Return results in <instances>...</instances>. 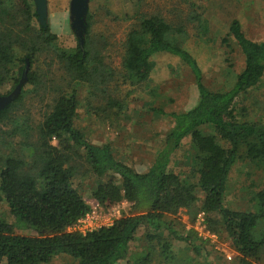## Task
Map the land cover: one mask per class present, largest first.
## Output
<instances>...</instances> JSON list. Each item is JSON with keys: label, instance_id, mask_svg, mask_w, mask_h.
I'll use <instances>...</instances> for the list:
<instances>
[{"label": "trees", "instance_id": "trees-1", "mask_svg": "<svg viewBox=\"0 0 264 264\" xmlns=\"http://www.w3.org/2000/svg\"><path fill=\"white\" fill-rule=\"evenodd\" d=\"M171 32L164 19L151 17L130 33L127 42V73L147 80L152 57L170 54L191 70L199 93L192 108L169 114L172 126L163 146L141 173L120 161L111 144H93L78 128L80 104L75 88L52 98L37 124L21 112L27 97L38 94L43 85L47 74L40 67L46 65L40 64L43 52L52 53L71 84L85 83L98 90V82L104 83L105 74L111 77L112 73L104 71L89 51V35L84 47L64 50L49 23L41 24L34 0H0V96L10 95L25 74L27 78L19 98L0 114V143L8 139L15 143L11 153L0 148V195L14 218L9 223L0 215V264H50L62 256L77 264H119L130 257L131 245L144 227L150 231L149 241H163V232L169 233L161 253L170 262L215 264L207 241L194 230L178 232L166 220L193 208L205 214L212 232L227 238L238 254V264H263L264 234L259 226L264 221V180L250 197L254 206L244 211L229 209L227 195L231 173L240 160L264 179V121L246 117V108H236L242 96L257 89L264 78V40L249 39L240 21L234 20L230 35L243 54L244 68L229 88L213 91L206 86L196 58L172 41ZM208 128L220 142L216 135L204 133ZM188 137L192 138L193 168L186 179L170 166ZM82 166H86L85 176L89 173L100 180L92 194L94 201L105 210L128 202L129 216L87 232L70 230L93 211L75 183ZM21 230L33 235L18 233ZM174 241L186 245L178 259L170 256ZM153 258L151 249H146L133 261L153 264Z\"/></svg>", "mask_w": 264, "mask_h": 264}, {"label": "rangeland", "instance_id": "rangeland-1", "mask_svg": "<svg viewBox=\"0 0 264 264\" xmlns=\"http://www.w3.org/2000/svg\"><path fill=\"white\" fill-rule=\"evenodd\" d=\"M47 1V23L58 36L57 45L64 50L76 49L80 42L72 27L73 0ZM151 17H160L170 24L172 41L179 42L196 58L206 86L213 91L229 88L244 68L243 54L230 35L231 23L239 20L249 39L264 40V0H90L85 21L90 28L85 40L88 35L91 37L89 51L98 59L97 63L102 64L104 71H110L112 76L102 73L106 77L104 83L98 82L101 86L98 90L90 89L85 83L71 84L63 66L56 59L53 60L52 53L43 52L40 64L45 62L46 65L40 67L47 73L43 76V85L38 94L27 97L21 112L24 115L28 113L37 124L52 98L61 93H72L75 88L80 104L76 119L78 128L93 144H111L120 161L138 172H145L161 150L165 135L172 126L169 114L192 108L199 95L191 70L170 54L152 57L150 61L153 68L147 80H139L126 72L124 58L129 35ZM34 23L38 27L36 20ZM51 62L54 63L52 68L47 66ZM9 89L10 86H7L6 91ZM236 108L238 111L246 108V117L264 121V78L257 89L242 96ZM4 129L11 131L10 127L5 126ZM204 133L216 135L211 128L205 129ZM6 141L0 143V148L11 153L15 143L12 139ZM54 144L58 145V142L54 141ZM191 144L192 138L188 137L173 156L170 166L173 173L186 179L193 168ZM85 170L86 166H82L75 183L93 211L70 230L87 232L110 226L129 216L131 205L128 202L105 210L94 201L92 194L100 180L89 173L85 176ZM261 178L253 166L240 160L230 176L227 207L237 211L252 207L250 197L263 187L264 179ZM0 215L9 223L14 222L1 195ZM166 220L172 222L178 232L194 230L207 241L206 247L215 264H238V254L227 238L212 232L206 224L205 214L197 208L181 210L176 216H167ZM259 229V233L264 234V221L260 223ZM149 232L145 227L138 232L130 248V257L119 264H135L133 259L146 249H151L154 254L153 264H175L161 253V245L168 239L169 233L163 232V241H149ZM18 233L33 235L28 230ZM185 247L184 243L174 241L170 256L178 259ZM50 264H77V261L62 256Z\"/></svg>", "mask_w": 264, "mask_h": 264}, {"label": "water", "instance_id": "water-1", "mask_svg": "<svg viewBox=\"0 0 264 264\" xmlns=\"http://www.w3.org/2000/svg\"><path fill=\"white\" fill-rule=\"evenodd\" d=\"M39 14V20L42 25L46 26L47 14H48V1L47 0H34ZM90 0H73L72 5V27L77 37L79 38L80 46L85 45V35L87 33L86 16L89 12ZM26 74L20 85L7 96H0V114L1 112L10 106L22 93V88L26 82Z\"/></svg>", "mask_w": 264, "mask_h": 264}, {"label": "built area", "instance_id": "built-area-1", "mask_svg": "<svg viewBox=\"0 0 264 264\" xmlns=\"http://www.w3.org/2000/svg\"><path fill=\"white\" fill-rule=\"evenodd\" d=\"M82 221V220H81Z\"/></svg>", "mask_w": 264, "mask_h": 264}]
</instances>
